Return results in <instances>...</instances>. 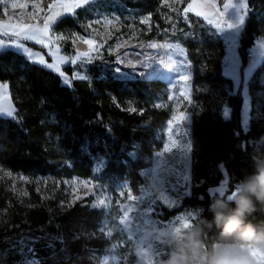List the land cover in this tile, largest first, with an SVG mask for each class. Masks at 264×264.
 Returning <instances> with one entry per match:
<instances>
[{
	"label": "trees",
	"instance_id": "trees-1",
	"mask_svg": "<svg viewBox=\"0 0 264 264\" xmlns=\"http://www.w3.org/2000/svg\"><path fill=\"white\" fill-rule=\"evenodd\" d=\"M190 1L98 0L61 17L52 31L66 37L60 44L67 55L74 52L73 36H88V23L96 15L118 18L139 40H176L184 46L195 109L192 192L177 207L155 210L163 220L186 208L195 210L196 231L208 251L236 237L222 236L212 209L233 214L236 204L229 195L264 168V60L248 81L250 124L244 129L243 94L224 72L226 41L205 19L184 13ZM247 3L251 10L238 40L243 67L254 38L264 39V0ZM105 58L91 65L89 80L73 79L67 85L23 53L0 51V81L8 84L17 112V118L0 115V166L30 179L22 192L0 180V264H101L116 239L104 228L106 210L86 201L64 205L60 193L40 192L35 179L100 173L111 188L129 182L137 189L145 183L142 171L162 150L163 128L172 115L167 81L139 73L120 76L116 57ZM66 71L72 74L69 66ZM223 182L225 193H211ZM221 202L224 206L217 207ZM245 214L257 215L250 224L264 227V202L254 199ZM98 226L105 229L103 236Z\"/></svg>",
	"mask_w": 264,
	"mask_h": 264
},
{
	"label": "rangeland",
	"instance_id": "rangeland-1",
	"mask_svg": "<svg viewBox=\"0 0 264 264\" xmlns=\"http://www.w3.org/2000/svg\"><path fill=\"white\" fill-rule=\"evenodd\" d=\"M96 1L98 0H88L87 3H83L82 0H0V27L3 31L27 27L29 31L35 32L38 38L48 43V47L45 48L33 40L19 39V43L28 50L25 51L11 46V42L4 44L0 39V50L14 49L37 64L39 63L33 57L43 56L45 64L39 65L47 68V64H52L50 70L58 73L63 83L67 85L71 84L73 79L89 80L91 65L96 61L107 59L105 57L110 55L116 57L118 65L115 66V70L120 76L131 77L134 73H139L148 78L165 79L169 88L172 115L163 128L164 146L154 154L142 171L145 183L137 189L129 182H122L111 188L101 180L100 173L89 178L73 177L65 180L39 177L35 182L38 190L47 196L60 193L64 205L86 201L106 210L108 217L104 228L116 239L113 240L101 264H167L171 257H179L186 252L184 237L196 231L198 221L197 212L192 208L184 209L169 220L160 218L155 210L159 206L167 209L177 207L182 199L192 192L190 126L195 109L192 103L191 65L186 49L179 41L139 40L134 33L130 34L129 30H124L118 18L104 15H96L89 21L88 36H73L74 52L71 55L63 53L60 41L65 40L66 37L53 32V25L61 17L72 15L78 8ZM230 1L231 3L226 0H191L184 13L196 15V11H200L204 13L200 17L213 26H217L222 15H229L232 18L230 29L237 32L245 21L248 6L246 0ZM77 3H80V7H75ZM12 4L26 5V7L12 8ZM189 4L195 5V9L188 10ZM224 4H229L230 7L224 9ZM65 5L69 6L71 11H66ZM242 5L244 7H241ZM49 16L55 18L49 22V35L44 37L43 33L37 30L43 29L45 19ZM6 25L9 27H5ZM129 29L132 27L129 26ZM84 40H92L94 44L90 47L83 42ZM258 44L254 47V53L245 67L242 66V60L235 59L232 46L229 47L226 63V75L233 79L235 89L239 88L244 97L242 106L244 129L250 124L251 103L248 81L255 68L264 60V41ZM28 52L32 55L29 56ZM83 52H88L89 56H81ZM67 66L72 70L71 75L66 71ZM0 107L12 111V116H8L6 112L0 113L1 116L17 118L8 84L1 81ZM174 117L178 119L174 120ZM0 180L9 181L11 188L18 192L24 191L26 183L30 181L27 176L14 174L1 166ZM220 188L221 184L212 188L211 193ZM241 189L242 187H239L235 193L229 195V198L234 199ZM226 191L227 186L224 185V190L220 193ZM100 200L105 201L104 205L99 204ZM146 206L151 209L147 213L151 223L141 224L140 220L144 218ZM126 209L130 210L131 220L127 225H122L118 218L123 216ZM138 216L140 219H137ZM244 218L246 225L258 221V216L255 214H245ZM218 243L231 244L239 248L250 247L239 241L237 237L231 243ZM201 249L203 250L202 244ZM257 253L264 254V249L250 248L254 264H261L256 256Z\"/></svg>",
	"mask_w": 264,
	"mask_h": 264
},
{
	"label": "clouds",
	"instance_id": "clouds-1",
	"mask_svg": "<svg viewBox=\"0 0 264 264\" xmlns=\"http://www.w3.org/2000/svg\"><path fill=\"white\" fill-rule=\"evenodd\" d=\"M254 199L264 202V168H259L254 178L242 185V193L234 198L236 208L233 214L225 216L214 211L217 226L223 237L236 235L239 241L250 247L239 248L231 244H215L210 250L201 249L200 233L193 231L186 235V252L171 257L167 264H254L250 248L264 249V227L257 228L244 223L245 213L253 206ZM223 203L217 207H223Z\"/></svg>",
	"mask_w": 264,
	"mask_h": 264
},
{
	"label": "snow or ice",
	"instance_id": "snow-or-ice-1",
	"mask_svg": "<svg viewBox=\"0 0 264 264\" xmlns=\"http://www.w3.org/2000/svg\"><path fill=\"white\" fill-rule=\"evenodd\" d=\"M82 2L83 3H87L88 0H82ZM11 7L12 8L26 7V5L12 4ZM64 7H65L66 11H71V8L69 6L65 5ZM75 7H80V3H77L75 5ZM213 7H215V5H213ZM223 7H224V9H228L230 7V5L229 4H224ZM241 7H244V5H242ZM194 9H195V5H193V4H189L188 5V10L191 11V10H194ZM203 14L204 13H202L200 11H196V15H198V16L203 15ZM54 18H55L54 16L47 17L45 19L43 29H38L37 30V31L42 32L44 37H47L49 35V22L54 20ZM109 23H111V21H109ZM230 26L231 25H228V27H230ZM5 27H9V26L6 25ZM3 35H5V36L11 35V36L17 37L18 38L17 40L11 41V46L19 47L21 49H24L25 51H28V50L26 49V47L24 45L19 43V39L33 40V41H35L36 43L42 45L45 48L48 47V43L46 42V40L38 38L35 35V32L29 31L27 27H22L19 30H14V31H12L10 33L9 32H5V33H3ZM58 39H60V37H58ZM83 42L85 44H88L90 47L94 44V41H92V40H84ZM28 55L31 56L32 55L31 52H28ZM80 55L84 56V57H87V56H89V53L88 52H83ZM33 59L36 60L41 65L45 64V60H44L43 56H40L38 58L33 57ZM46 67L51 69L53 67V65L52 64H47ZM133 110H135V109H133ZM3 112H6L8 116H12V111H10L7 108L0 107V113H3ZM173 119L175 120V119H178V118L174 117ZM223 190H224V182L221 184V188L218 189L217 191L218 192H223ZM129 199H133V197H129ZM104 203H105L104 200H100L99 201L100 205H104ZM129 211L130 210L126 209L124 211V213H123V216L118 218L120 224L127 225L128 223H130L131 218L129 216ZM148 211H151V209L146 206V210H145V213H144V218L142 220H140L141 224H144L146 222L147 223H151L150 217L147 215ZM137 219H140V217L138 216ZM121 230H125V229H121ZM98 231L100 232L101 236H103L105 229L102 226H98ZM129 243H131V241H129ZM256 256L260 259L261 264H264V254L257 253Z\"/></svg>",
	"mask_w": 264,
	"mask_h": 264
},
{
	"label": "built area",
	"instance_id": "built-area-1",
	"mask_svg": "<svg viewBox=\"0 0 264 264\" xmlns=\"http://www.w3.org/2000/svg\"><path fill=\"white\" fill-rule=\"evenodd\" d=\"M251 9L249 8L248 9V12L250 11ZM231 21H232V18L231 16L229 15H225L222 17V19L220 20L219 22V27L217 29V32H218V35H219V38L222 39L223 41H227L228 40V32H229V29L230 27H228V25L231 24ZM5 32H12V31H3L1 32L0 34V39L1 41L4 43V44H8L10 43L11 41H14V40H17L18 38L15 37V36H5L3 35V33ZM262 39L261 35H257L255 38H254V41H253V44L252 46L249 48L248 50V56L249 57H252L253 53H254V47L259 43V41ZM224 185L227 186V183L224 182Z\"/></svg>",
	"mask_w": 264,
	"mask_h": 264
},
{
	"label": "crops",
	"instance_id": "crops-1",
	"mask_svg": "<svg viewBox=\"0 0 264 264\" xmlns=\"http://www.w3.org/2000/svg\"><path fill=\"white\" fill-rule=\"evenodd\" d=\"M247 1L248 0H246V3H247ZM226 2H228V3H231V1L230 0H226ZM232 2H234V1H232ZM246 6H248V3L246 4ZM224 15H222V17H223ZM246 18H247V16H246ZM246 18H245V21H246ZM245 21H244V23H243V25L240 27V29H239V31H237V32H235L234 30H232V29H229V32H228V41H226V57H225V66H224V72H225V74H226V63H227V58H228V56H229V47L230 46H232V50H233V53H234V57H235V59H238L239 61H241V59H240V55H239V53H238V40H239V37H240V34H241V31H242V29H243V26H244V24H245ZM211 26H213V25H211ZM214 28H216V30L218 29V27H219V22L217 23V26H213ZM3 31V28L2 27H0V33ZM262 41H264V40H260L259 41V44L258 45H260L261 44V42ZM229 44V45H228ZM1 51V50H0Z\"/></svg>",
	"mask_w": 264,
	"mask_h": 264
}]
</instances>
